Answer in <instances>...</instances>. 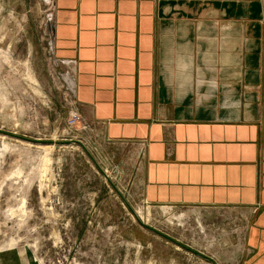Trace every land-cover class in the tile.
<instances>
[{"label":"crops","instance_id":"1","mask_svg":"<svg viewBox=\"0 0 264 264\" xmlns=\"http://www.w3.org/2000/svg\"><path fill=\"white\" fill-rule=\"evenodd\" d=\"M70 106L138 147L152 206L233 208L239 264H264L263 0H49Z\"/></svg>","mask_w":264,"mask_h":264},{"label":"rangeland","instance_id":"2","mask_svg":"<svg viewBox=\"0 0 264 264\" xmlns=\"http://www.w3.org/2000/svg\"><path fill=\"white\" fill-rule=\"evenodd\" d=\"M49 7L0 0V129L81 140L116 188L76 143L0 134V264H239L244 212L152 206L142 195L138 147L67 126L70 82L53 62Z\"/></svg>","mask_w":264,"mask_h":264},{"label":"water","instance_id":"3","mask_svg":"<svg viewBox=\"0 0 264 264\" xmlns=\"http://www.w3.org/2000/svg\"><path fill=\"white\" fill-rule=\"evenodd\" d=\"M64 77V76H63ZM0 134L2 135H5V136H9V137H13V138H16V139H19V140H23V141H27V142H30V143H34V144H52V145H60V144H68V143H76L78 144L84 151L85 153L88 155L89 159L92 161L93 165L97 168V170L107 179V181H109V183L114 187L115 185L112 183V181L110 180L109 176L107 175V173L105 172V170L101 167V165L97 162V160L94 158V156L91 154V152L89 151V149L85 146V144L81 141V140H78V139H63V140H53V139H41V138H32V137H28L26 135H21V134H17L15 132H11V131H7V130H3V129H0ZM123 200L126 202V200L123 198ZM131 211L134 213V215L136 217H138L136 215V213L131 209ZM138 219V218H137ZM139 223L152 230V231H155L157 233H159L160 235H162L163 237L177 243L178 245L186 248V249H189L193 252H195L194 250L190 249L189 247L179 243L178 241H176L175 239L169 237L168 235H165L155 229H153L152 227L148 226L146 223H144L143 221L139 220ZM197 253V252H196ZM199 255H201L200 253H197ZM202 256V255H201ZM214 264V262H213Z\"/></svg>","mask_w":264,"mask_h":264},{"label":"built area","instance_id":"4","mask_svg":"<svg viewBox=\"0 0 264 264\" xmlns=\"http://www.w3.org/2000/svg\"><path fill=\"white\" fill-rule=\"evenodd\" d=\"M66 124L69 128L77 129V124H80L81 129H85L87 127L86 123H83L82 117L78 111V109L74 106H70L68 112V118L66 119Z\"/></svg>","mask_w":264,"mask_h":264},{"label":"bare ground","instance_id":"5","mask_svg":"<svg viewBox=\"0 0 264 264\" xmlns=\"http://www.w3.org/2000/svg\"><path fill=\"white\" fill-rule=\"evenodd\" d=\"M106 173H107V171H105ZM107 175H108V173H107ZM139 217V216H138Z\"/></svg>","mask_w":264,"mask_h":264}]
</instances>
